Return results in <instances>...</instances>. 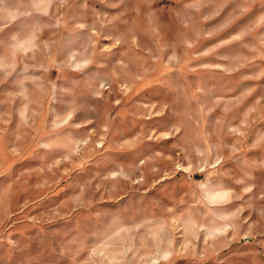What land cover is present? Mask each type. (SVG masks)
Listing matches in <instances>:
<instances>
[{
    "label": "rangeland",
    "instance_id": "rangeland-1",
    "mask_svg": "<svg viewBox=\"0 0 264 264\" xmlns=\"http://www.w3.org/2000/svg\"><path fill=\"white\" fill-rule=\"evenodd\" d=\"M0 264H264V0H0Z\"/></svg>",
    "mask_w": 264,
    "mask_h": 264
}]
</instances>
